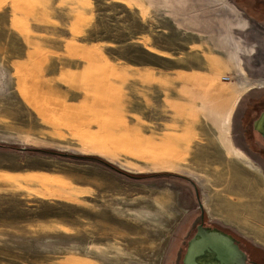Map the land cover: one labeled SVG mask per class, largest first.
<instances>
[{
	"label": "rangeland",
	"instance_id": "374dc122",
	"mask_svg": "<svg viewBox=\"0 0 264 264\" xmlns=\"http://www.w3.org/2000/svg\"><path fill=\"white\" fill-rule=\"evenodd\" d=\"M156 1L0 0L18 15L28 7L33 30L44 34L45 43L54 35L60 47L69 34L80 33L86 45L102 48L113 59L102 78L96 72L95 86L104 93H110V67L127 66L115 57L135 65L144 57L152 73L145 84L132 80L126 114L118 116L99 101L69 118L61 96L65 75L50 79L55 96L40 80L37 90L30 79L38 98L33 92L20 95L16 76L9 77L8 89H0V145L15 148H0V264H183L199 210L194 187L174 175L197 183L206 211L211 195L237 183L223 174L231 168L264 190L263 169L234 141L241 101L264 87V8L248 0ZM210 52L225 64H213ZM63 58L49 60L55 72L66 65ZM211 68L219 70L215 78L204 77L176 94L175 71ZM164 93L166 104L160 100ZM7 98L16 106L5 108ZM199 100L202 112L222 108L210 118L216 126L208 123L207 142L192 129L207 122L198 117ZM148 133L162 134L161 141ZM244 206L249 211L253 205ZM253 252L260 260L247 256V264H264V250Z\"/></svg>",
	"mask_w": 264,
	"mask_h": 264
},
{
	"label": "crops",
	"instance_id": "0c3cea01",
	"mask_svg": "<svg viewBox=\"0 0 264 264\" xmlns=\"http://www.w3.org/2000/svg\"><path fill=\"white\" fill-rule=\"evenodd\" d=\"M151 1L155 0H148V2ZM156 2H158V0ZM22 5L23 4H21V6ZM22 8L20 7V11L22 13L18 15L14 12L16 9H14L12 5L6 4L5 6H0V70L4 74V85L0 87V89L2 88L7 90L9 86L7 85L9 77L16 76L18 85L15 87V90L20 92V95L23 94V97H25V93L28 96L33 92V94L38 98L37 92L33 90L35 87L39 90V84L36 83L39 80L42 84V88L46 89L48 94L55 96L57 94L55 91V84L53 82V91H51L49 83L50 79H55L60 74L63 76L65 75L62 86L66 88L64 91L66 92V95L64 96L63 94L61 96L63 97V100L66 101L67 118L71 117L72 114H74L75 117V113L77 112L90 111L88 110V105L94 104V107L96 105H101L98 103L99 101H102L103 104L110 106V108L113 106L114 112H116V115L118 116L120 112L122 115L126 114L128 109H126L123 102L124 97L127 95V89L129 88L130 90V85L134 82L132 80H139L140 84H145V81L147 82V80H150L152 75L149 70V66H147L148 70L145 68L146 63L144 57L142 61L137 63V65L127 60V62L123 61L122 59L124 58L120 60L118 57H115L116 59H114V61H116V63L122 62L127 66L121 67V70L117 66L114 69L113 66L110 67V77L106 83L110 86V93H104V87H101V85L100 87H97L98 84L95 86V81L98 79L96 72L100 70L99 78H102L104 73L103 71L107 70L105 65L112 63V57L104 54L102 48H100L101 52L98 47L92 48L91 46L86 45V43L80 39L82 37L80 33H75V35L73 33L69 34L66 37L64 44L60 47L54 46L56 42L54 35H47L48 38L45 43L43 38L44 34H39L38 30H33V26L31 24L32 22L28 18L29 8L26 7L23 11ZM143 38L144 35L142 39ZM144 48L148 50L150 47L144 46ZM210 53L211 54H207L211 56L210 58L212 59L213 64H217L218 66L225 64V60L221 55L216 52ZM57 55H62V57H64L63 60L66 62V65H63L64 67L60 66L56 70L58 74L55 72L54 61L52 60V64L49 63V60H55V56ZM126 57L127 59L129 58L127 55ZM7 64L9 69H7ZM208 64L210 65V63ZM141 69L143 70L141 71ZM223 69H225V67L220 70L226 71V69ZM134 70H138L137 75ZM175 72L180 75V78L178 77L179 79L177 76L173 78L176 82H178L176 94H182L184 88L189 86L194 87L195 82L200 79L213 78L219 70L181 69ZM46 75L47 78H45ZM30 79L35 81V87H33L35 85L33 82H29ZM183 80L186 82V86L184 85ZM44 84L47 86L44 87ZM105 96L106 99H104ZM226 96L229 99V95ZM142 97L144 99V95H142ZM160 100L165 104L169 101L166 94L160 97ZM191 102H193V100H191ZM199 102L202 104L200 109L199 107L197 108V112L199 114L198 117L203 118L204 121L207 122H203L198 126L192 125V129L195 130L194 134L197 137H201V142H207L203 138L206 132L205 130H208L210 125L216 126V121L210 118H215L218 114H221L219 112H222V108L216 110L206 109L205 113L201 111L204 102L202 100H199ZM175 103L180 104L178 101H175ZM0 104L2 105L1 101ZM4 105L5 108L8 106L12 107L13 105L16 106V102L9 101L7 98L5 99ZM180 106H182V104H180ZM233 106H235V103L231 104V110ZM207 107L208 106L205 104V108ZM138 115L142 116V114ZM226 115L227 117L229 115L230 118L231 111L230 113L227 112ZM176 134L180 137L183 135V133L179 132H176ZM147 135L152 138H156V136L150 133ZM161 135L153 140L160 142L162 139ZM223 174L225 177L228 174L233 176L237 180V183L235 182L230 185L232 187L229 186L228 191L227 189L217 190V193L211 195V198L209 199L212 201L213 205L211 206L210 204L208 206V211H206L207 209H204V206L202 205L201 210L202 213L204 212V219L205 222H207L206 225H208L204 227L216 228L231 235L235 241H239L238 243H240L241 246L240 249L245 252L249 258H251V254L248 250L249 248L251 251L255 248L264 250L263 186L261 183L248 178L245 173L237 169L231 168ZM227 192H229V198L226 197ZM234 192L237 193L235 200L232 199V194ZM196 195V209L199 210V203L202 204V199L201 197L199 198V193L197 194L196 192ZM256 200H261L259 205L254 204ZM250 203L253 206L250 210L248 209L249 211H246L247 208L244 205H250ZM213 221H217L223 227L232 229L233 232L214 226ZM238 235L245 239V241L242 240V238L240 239ZM235 237H237V239Z\"/></svg>",
	"mask_w": 264,
	"mask_h": 264
},
{
	"label": "water",
	"instance_id": "95a60500",
	"mask_svg": "<svg viewBox=\"0 0 264 264\" xmlns=\"http://www.w3.org/2000/svg\"><path fill=\"white\" fill-rule=\"evenodd\" d=\"M255 128H264V112L256 121ZM199 207H202L201 203ZM183 264H247V255L238 248L231 235L204 227L201 223L187 244Z\"/></svg>",
	"mask_w": 264,
	"mask_h": 264
},
{
	"label": "flooded vegetation",
	"instance_id": "af4514ba",
	"mask_svg": "<svg viewBox=\"0 0 264 264\" xmlns=\"http://www.w3.org/2000/svg\"><path fill=\"white\" fill-rule=\"evenodd\" d=\"M252 6H262L264 8V0H248ZM254 94L248 93L243 101V107L240 112V125L238 126L237 132L234 135V141L239 144L244 154L253 162L258 164L264 172V128L259 130L255 128V123L264 112V87L255 88L252 91ZM241 104V103H240ZM246 123V124H245ZM256 133L259 138H255L253 134ZM197 222L195 228L192 230L196 231L198 224L206 225L204 219V212L199 208L197 215ZM237 239V237H235ZM239 240V239H238ZM238 248L240 249L239 241H235ZM255 264H258L255 262Z\"/></svg>",
	"mask_w": 264,
	"mask_h": 264
},
{
	"label": "trees",
	"instance_id": "16d2710c",
	"mask_svg": "<svg viewBox=\"0 0 264 264\" xmlns=\"http://www.w3.org/2000/svg\"><path fill=\"white\" fill-rule=\"evenodd\" d=\"M0 148H11V149H14L15 147H7V146H5V145H0ZM38 151V152H49V151H44V150H40V149H33V148H31V149H28V151ZM55 155H60V153H54ZM66 156H68V155H66ZM72 155H70V156H68V157H71ZM87 158H90V157H87ZM97 162H102L103 164H105V165H107L110 169H112V170H118L114 165H112L111 163H105L102 159H100V158H96V157H93ZM175 177H179V178H182V179H184V180H186V181H188V182H190L191 183V185L194 187V189H195V191L197 192V191H199V188H198V185H197V183L195 182V181H193L192 179H188V178H186V177H183V176H179V175H174ZM213 225L214 226H216V227H218V228H220V229H225L226 231H231V232H233V230L232 229H228V228H226V227H223L220 223H218L217 221H213ZM239 236V235H238ZM240 237V236H239ZM242 237H240V239H241ZM242 240H244L245 241V239H243L242 238ZM249 250V252H250V254H251V259H252V256L254 257L253 258V260H255V261H258V260H260V258H258L257 256H255L254 255V252L253 251H251V249L249 248L248 249Z\"/></svg>",
	"mask_w": 264,
	"mask_h": 264
},
{
	"label": "built area",
	"instance_id": "2783aa9c",
	"mask_svg": "<svg viewBox=\"0 0 264 264\" xmlns=\"http://www.w3.org/2000/svg\"><path fill=\"white\" fill-rule=\"evenodd\" d=\"M223 80L229 81V78L228 77H223Z\"/></svg>",
	"mask_w": 264,
	"mask_h": 264
}]
</instances>
